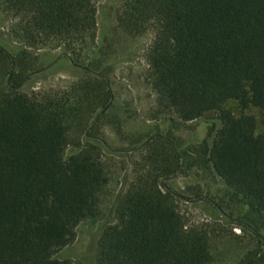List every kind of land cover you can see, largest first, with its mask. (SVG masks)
I'll return each instance as SVG.
<instances>
[{"label":"trees","instance_id":"obj_1","mask_svg":"<svg viewBox=\"0 0 264 264\" xmlns=\"http://www.w3.org/2000/svg\"><path fill=\"white\" fill-rule=\"evenodd\" d=\"M99 1L2 0L21 45L15 53L0 45V264H72L55 255L80 223L100 216L110 171L97 126L116 104L97 54ZM150 25L147 75L156 113L170 124L132 146L149 152L114 206L97 264H217L210 230L187 226L178 196L162 189L194 167L225 184L214 213L256 241L236 264H264V131L256 133L254 116L225 107L235 100L264 120V0H123L118 30L138 37ZM44 48H61L83 70L76 82L50 93L24 86L44 70L30 49ZM191 122L207 124V138L179 144L174 128Z\"/></svg>","mask_w":264,"mask_h":264},{"label":"rangeland","instance_id":"obj_2","mask_svg":"<svg viewBox=\"0 0 264 264\" xmlns=\"http://www.w3.org/2000/svg\"><path fill=\"white\" fill-rule=\"evenodd\" d=\"M123 0H100L98 3V34L100 38L97 54L106 57L109 72V88L113 92L116 109L98 123L99 143L103 146V161L110 171L109 184L101 196V213L93 221H85L76 228L72 243L58 252V259H69L72 264H97L99 240L106 227L115 221L114 206L127 191L134 179L135 170L144 164L149 149L132 146L149 132L158 130L164 134L169 127L170 117L156 113V94L148 79L146 53L156 37V26L150 25L147 32L138 37H130L115 27L116 13ZM16 20L5 12L0 0V45L15 53L21 43L11 35ZM39 54L44 70L31 75L24 86L32 85L37 93H50L65 89L77 81L70 57L61 48L41 49ZM95 73V72H93ZM6 77L0 72V86ZM3 84V85H2ZM225 107L236 116L242 113L254 116L256 133L264 131V120L257 108L241 110L235 100L227 102ZM116 119V120H115ZM123 120L120 131L114 123ZM115 120L116 122H112ZM207 124L191 122L181 123L174 128L179 144L188 141L202 142L207 138ZM162 189L174 192L179 200V210L187 226L201 225L210 230L211 245L217 264H236L249 249L256 247L252 235L235 222H227L223 215L214 213L212 201L223 199L226 192L224 182L210 169L192 168L189 171H177L171 178L162 180ZM203 196L197 199V196ZM239 230V231H237ZM264 257V251L263 255Z\"/></svg>","mask_w":264,"mask_h":264},{"label":"snow or ice","instance_id":"obj_3","mask_svg":"<svg viewBox=\"0 0 264 264\" xmlns=\"http://www.w3.org/2000/svg\"><path fill=\"white\" fill-rule=\"evenodd\" d=\"M237 231H239V230H237Z\"/></svg>","mask_w":264,"mask_h":264}]
</instances>
